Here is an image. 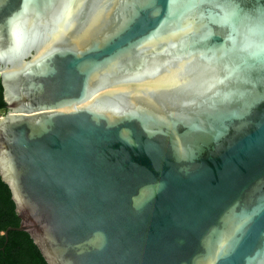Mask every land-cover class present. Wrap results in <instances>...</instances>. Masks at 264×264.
<instances>
[{
  "label": "water",
  "instance_id": "1",
  "mask_svg": "<svg viewBox=\"0 0 264 264\" xmlns=\"http://www.w3.org/2000/svg\"><path fill=\"white\" fill-rule=\"evenodd\" d=\"M261 11L0 0L3 234L46 264H264Z\"/></svg>",
  "mask_w": 264,
  "mask_h": 264
},
{
  "label": "trees",
  "instance_id": "2",
  "mask_svg": "<svg viewBox=\"0 0 264 264\" xmlns=\"http://www.w3.org/2000/svg\"><path fill=\"white\" fill-rule=\"evenodd\" d=\"M0 111L6 112L0 84ZM14 204L7 186L0 180V264H46L38 248L25 232L9 230L17 228Z\"/></svg>",
  "mask_w": 264,
  "mask_h": 264
},
{
  "label": "snow or ice",
  "instance_id": "3",
  "mask_svg": "<svg viewBox=\"0 0 264 264\" xmlns=\"http://www.w3.org/2000/svg\"><path fill=\"white\" fill-rule=\"evenodd\" d=\"M190 4L192 7H195L197 4H205V3H213V0H189ZM228 2L230 3L231 0H228ZM238 6L237 8H234L233 11H231L230 13H227L223 19L224 23H229L231 18L236 16L238 14ZM261 17H264V11H261L260 13ZM249 55H258V53L256 52H252L249 53Z\"/></svg>",
  "mask_w": 264,
  "mask_h": 264
},
{
  "label": "built area",
  "instance_id": "4",
  "mask_svg": "<svg viewBox=\"0 0 264 264\" xmlns=\"http://www.w3.org/2000/svg\"><path fill=\"white\" fill-rule=\"evenodd\" d=\"M5 112L0 111V117L4 115Z\"/></svg>",
  "mask_w": 264,
  "mask_h": 264
}]
</instances>
